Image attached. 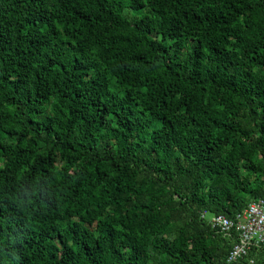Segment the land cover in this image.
<instances>
[{
  "label": "trees",
  "instance_id": "obj_1",
  "mask_svg": "<svg viewBox=\"0 0 264 264\" xmlns=\"http://www.w3.org/2000/svg\"><path fill=\"white\" fill-rule=\"evenodd\" d=\"M259 198L264 0H0V264H264Z\"/></svg>",
  "mask_w": 264,
  "mask_h": 264
},
{
  "label": "built area",
  "instance_id": "obj_2",
  "mask_svg": "<svg viewBox=\"0 0 264 264\" xmlns=\"http://www.w3.org/2000/svg\"><path fill=\"white\" fill-rule=\"evenodd\" d=\"M209 223L213 229L233 239L226 256L227 263L233 262L251 247L264 243V199L253 200L232 218L212 215Z\"/></svg>",
  "mask_w": 264,
  "mask_h": 264
},
{
  "label": "rangeland",
  "instance_id": "obj_3",
  "mask_svg": "<svg viewBox=\"0 0 264 264\" xmlns=\"http://www.w3.org/2000/svg\"><path fill=\"white\" fill-rule=\"evenodd\" d=\"M206 217H207V219H210V218L212 217V215L209 214V213H207V214H206Z\"/></svg>",
  "mask_w": 264,
  "mask_h": 264
}]
</instances>
